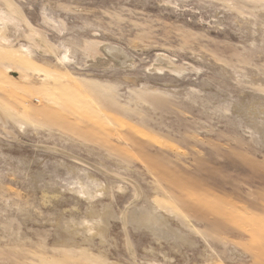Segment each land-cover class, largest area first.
Wrapping results in <instances>:
<instances>
[{"label": "rangeland", "instance_id": "rangeland-1", "mask_svg": "<svg viewBox=\"0 0 264 264\" xmlns=\"http://www.w3.org/2000/svg\"><path fill=\"white\" fill-rule=\"evenodd\" d=\"M0 264H264V0H0Z\"/></svg>", "mask_w": 264, "mask_h": 264}, {"label": "bare ground", "instance_id": "bare-ground-1", "mask_svg": "<svg viewBox=\"0 0 264 264\" xmlns=\"http://www.w3.org/2000/svg\"><path fill=\"white\" fill-rule=\"evenodd\" d=\"M119 132V131H118ZM120 133V132H119ZM118 136V135H117Z\"/></svg>", "mask_w": 264, "mask_h": 264}]
</instances>
